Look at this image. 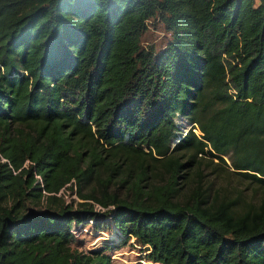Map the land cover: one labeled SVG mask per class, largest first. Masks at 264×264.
<instances>
[{"label":"trees","instance_id":"obj_1","mask_svg":"<svg viewBox=\"0 0 264 264\" xmlns=\"http://www.w3.org/2000/svg\"><path fill=\"white\" fill-rule=\"evenodd\" d=\"M178 116L199 133L170 146ZM198 154L264 188V0H0V264H111L130 237L153 264H264V201L189 183ZM89 221L116 238L72 247Z\"/></svg>","mask_w":264,"mask_h":264},{"label":"rangeland","instance_id":"obj_2","mask_svg":"<svg viewBox=\"0 0 264 264\" xmlns=\"http://www.w3.org/2000/svg\"><path fill=\"white\" fill-rule=\"evenodd\" d=\"M147 28L140 36V44L144 48H151L154 51L163 47L164 43L169 38V33L164 29L162 23L156 18H149L146 22ZM175 137L170 141L172 146L189 128L192 127V122L183 116L175 118ZM193 132L199 133L198 128L194 125ZM185 130V131H184ZM228 154L223 155L226 163L223 164L215 157H210L208 154H198V163L191 168V176L188 179L189 183H194L196 179L205 186L209 194H222L226 197H232L236 201L237 206L245 204H258L264 201V188L258 187L253 179L249 176L235 172L230 165ZM208 158H211L210 160ZM94 186V182H90L82 187V191H89ZM108 190H114L118 195L125 194V188L118 181L110 183ZM98 193V190L97 192ZM63 198L66 201L70 199L79 200L75 192V186L71 183L70 187H65L60 190ZM38 207V206H36ZM75 239L71 242V246L81 250H89L99 247L109 238H116L112 226L109 230H96L91 226V222H86L80 229L75 231ZM119 237V236H118ZM118 239V238H117ZM146 245L138 244L130 237L127 242L115 250H108L111 257V264H153L145 257L147 252Z\"/></svg>","mask_w":264,"mask_h":264},{"label":"built area","instance_id":"obj_3","mask_svg":"<svg viewBox=\"0 0 264 264\" xmlns=\"http://www.w3.org/2000/svg\"><path fill=\"white\" fill-rule=\"evenodd\" d=\"M191 129H193V130H194V128H192V127H191ZM184 131H185V130H184ZM183 134H184V133H183ZM95 208H96V209H99V208H100V206L96 204V205H95Z\"/></svg>","mask_w":264,"mask_h":264}]
</instances>
